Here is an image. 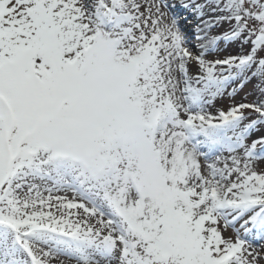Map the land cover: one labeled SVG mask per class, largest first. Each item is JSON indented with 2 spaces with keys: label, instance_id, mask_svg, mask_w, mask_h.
I'll list each match as a JSON object with an SVG mask.
<instances>
[{
  "label": "snow or ice",
  "instance_id": "1",
  "mask_svg": "<svg viewBox=\"0 0 264 264\" xmlns=\"http://www.w3.org/2000/svg\"><path fill=\"white\" fill-rule=\"evenodd\" d=\"M0 264H264V0H0Z\"/></svg>",
  "mask_w": 264,
  "mask_h": 264
},
{
  "label": "rangeland",
  "instance_id": "2",
  "mask_svg": "<svg viewBox=\"0 0 264 264\" xmlns=\"http://www.w3.org/2000/svg\"><path fill=\"white\" fill-rule=\"evenodd\" d=\"M243 95V93H241V96ZM240 97H237V99H239Z\"/></svg>",
  "mask_w": 264,
  "mask_h": 264
}]
</instances>
